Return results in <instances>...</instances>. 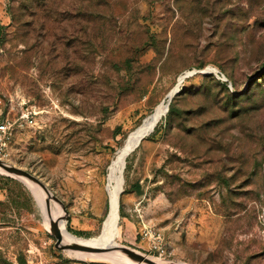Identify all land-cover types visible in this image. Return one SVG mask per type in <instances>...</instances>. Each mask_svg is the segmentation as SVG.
I'll use <instances>...</instances> for the list:
<instances>
[{
    "label": "rangeland",
    "instance_id": "rangeland-1",
    "mask_svg": "<svg viewBox=\"0 0 264 264\" xmlns=\"http://www.w3.org/2000/svg\"><path fill=\"white\" fill-rule=\"evenodd\" d=\"M207 67L234 91L214 73L184 80L177 112L125 160L116 241L163 264H264V0H0V121L13 124L0 158L51 189L68 231L99 236L125 140ZM13 178L0 179V264L86 260L55 246Z\"/></svg>",
    "mask_w": 264,
    "mask_h": 264
},
{
    "label": "bare ground",
    "instance_id": "bare-ground-1",
    "mask_svg": "<svg viewBox=\"0 0 264 264\" xmlns=\"http://www.w3.org/2000/svg\"><path fill=\"white\" fill-rule=\"evenodd\" d=\"M214 68V67H213ZM212 68V69H213ZM192 71H188L179 76L177 84L172 88V90L167 94V96L162 99L159 104L151 111L150 114L145 116L142 122L132 130L129 137L125 140L123 147L119 150L118 156L114 161V164L111 166V173L109 179H107V191L109 195V212L106 216V219L103 224L102 232L99 236H92L91 238H84L76 235L72 231H68L66 229V220L63 219L65 214V210L62 208L61 204L54 199L55 203L50 202V207L47 208L46 199L47 193L43 188L30 181L29 179H25L23 177H16L15 175L11 174L10 172L3 170L0 168V173L7 174L22 180L25 184L27 183L28 186L33 190L37 196L41 211H43L45 223L49 225L50 221L57 220L60 225V229L64 235V243L70 242H79L86 245H93L99 246L102 248L108 249V251H91V252H80L77 250H67L69 253L86 259V260H94L98 262H105V263H116V264H145V263H137L132 262L128 259V257L123 254L121 251L113 250L112 247L119 244L116 241V234L117 229L119 226V211H120V203H121V195L123 193V186H124V170H125V160L128 155L131 154V151L134 149L138 141L141 137L147 135L151 132V127L153 123L160 119L169 109V101L172 96L176 95L180 92L184 80L191 75ZM173 99V98H172ZM172 101V100H171ZM112 249V250H111ZM151 257V256H149ZM153 260L158 261L160 264H163L164 261L158 257H151Z\"/></svg>",
    "mask_w": 264,
    "mask_h": 264
},
{
    "label": "water",
    "instance_id": "water-1",
    "mask_svg": "<svg viewBox=\"0 0 264 264\" xmlns=\"http://www.w3.org/2000/svg\"><path fill=\"white\" fill-rule=\"evenodd\" d=\"M215 70L210 69V67H207L204 70L194 69L190 76H192V74H194L196 72H203V73L205 72V73H212V74L214 73L215 75H217V77L219 79L228 81L226 76H223L220 74V70L217 67L215 68ZM229 86H232V83L229 84ZM173 97H174V95L172 96V98ZM172 98H170L169 105H171ZM155 127L152 128V131L149 132L147 135L140 138V140L138 141V143L136 144V146L134 147V149L132 151L136 150L140 146V143L142 142L143 139H145L146 137H148L149 135L152 134V132L155 130ZM0 168L10 172L11 174L15 175L16 177H23L25 179L27 178L30 181L40 185L43 188V190H45L47 193V199H46L47 208L50 207L51 199H54L57 202H59L64 209V205L61 202V200L59 198H57L54 195V193L51 191V189H49V187H47V185L38 176H36L31 171H29L27 169L25 170L21 167L14 165V164H11V163L7 162L6 160H3L2 158H0ZM49 231L56 238L55 246L57 248L62 249V250H70L71 249V250H77L80 252L108 251V249H106V248H102L99 246H93V245L90 246V245L82 244L79 242L64 243V235L60 229V225H59V222L57 220L50 221V230ZM112 249L121 251L132 262L135 261L137 263H145V264H160L158 261L153 260L148 255H145L144 253L137 251L135 248H131V247L126 246L124 244H117V245H115V247H112Z\"/></svg>",
    "mask_w": 264,
    "mask_h": 264
},
{
    "label": "built area",
    "instance_id": "built-area-1",
    "mask_svg": "<svg viewBox=\"0 0 264 264\" xmlns=\"http://www.w3.org/2000/svg\"><path fill=\"white\" fill-rule=\"evenodd\" d=\"M220 74L225 76L224 73L220 71ZM228 80V79H227ZM229 81V80H228ZM230 82V81H229ZM231 84V82L229 83ZM232 88V86H230ZM12 122L8 118H4V120L0 121V143L6 144L8 141L11 140L13 136V127ZM144 235L149 239L151 245L153 248H160L163 240L164 235L162 231H160L157 228H152L149 226H145L144 228ZM71 264H101L97 262H90L87 260H77L75 262H72Z\"/></svg>",
    "mask_w": 264,
    "mask_h": 264
},
{
    "label": "trees",
    "instance_id": "trees-1",
    "mask_svg": "<svg viewBox=\"0 0 264 264\" xmlns=\"http://www.w3.org/2000/svg\"><path fill=\"white\" fill-rule=\"evenodd\" d=\"M221 81V80H220ZM219 81V82H220ZM232 83V82H231ZM221 84H223V85H225V87H226V89L228 90V91H231V92H233L234 91V88H233V85H232V88H230V86L228 85V83L227 82H224V81H221ZM183 90H184V88H182ZM179 93V92H178ZM177 109H178V107H177V105H176V103H174V102H171V105H170V107H169V113H172V112H177ZM154 110V109H153ZM152 110V111H153ZM142 122V121H141ZM140 122V123H141ZM139 123V124H140ZM159 130V124L155 127V130L152 132V134L151 135H149L148 136V138L150 137H152V136H154L156 133H157V131ZM151 131H152V129H151ZM127 159V158H126ZM127 167V166H126ZM0 179H3V180H5V179H7V180H14V178L12 177V176H9V175H0ZM139 187V186H138ZM138 192L139 193H141L142 191H141V188L139 187V189H138ZM120 209H121V214L123 215V209H122V205H120ZM69 231H72L73 233H75L76 235H79V234H83L82 232H80V231H78V232H76V231H74V230H72L71 228H69ZM22 263H24V261L22 260Z\"/></svg>",
    "mask_w": 264,
    "mask_h": 264
},
{
    "label": "crops",
    "instance_id": "crops-1",
    "mask_svg": "<svg viewBox=\"0 0 264 264\" xmlns=\"http://www.w3.org/2000/svg\"><path fill=\"white\" fill-rule=\"evenodd\" d=\"M134 194H135V192L134 193L132 192V197H133Z\"/></svg>",
    "mask_w": 264,
    "mask_h": 264
}]
</instances>
